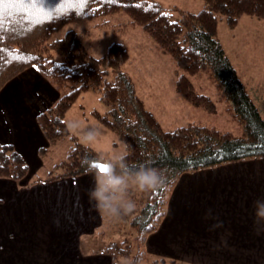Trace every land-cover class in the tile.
Here are the masks:
<instances>
[{"label":"trees","instance_id":"obj_1","mask_svg":"<svg viewBox=\"0 0 264 264\" xmlns=\"http://www.w3.org/2000/svg\"><path fill=\"white\" fill-rule=\"evenodd\" d=\"M203 4L199 12L183 11L175 20L154 0L0 2V92L26 70L37 69L59 94L57 101L37 117L39 128L49 147L67 138L72 141L66 158L41 181L86 175L95 171L92 163L101 162L99 153L72 135L66 122L69 110L89 91L97 92L106 107L104 114L94 111V117L120 138L128 160L148 162L160 171L159 185L130 190L135 208L122 216V227L112 231L115 238L98 252L92 251L107 255L111 264H176L174 260L151 257L144 245L164 218L169 195L179 178L225 164L264 159L261 108L240 79L218 35L221 19L229 28H235L246 16L264 20V0H203ZM120 16L127 17L132 27L141 28L159 51L170 56L178 70L176 88L183 100L214 114L217 106L213 99L196 89L195 82L203 81L205 75L244 136L237 138L229 131L199 122L164 129L123 70L130 54L122 43L114 41L103 56L94 57L79 32L69 30L62 38L53 39L70 24L102 19L98 27L118 26L110 21L117 18L119 23ZM121 26L125 30L126 24ZM109 71L114 75L111 80L107 78ZM47 150L42 149L41 154ZM29 174L23 156L13 146L0 144V179L23 181ZM116 234L124 237L118 240Z\"/></svg>","mask_w":264,"mask_h":264},{"label":"crops","instance_id":"obj_2","mask_svg":"<svg viewBox=\"0 0 264 264\" xmlns=\"http://www.w3.org/2000/svg\"><path fill=\"white\" fill-rule=\"evenodd\" d=\"M203 6L201 0L199 10ZM153 48L162 53L155 44ZM251 60L244 73L250 86L232 64L256 104L263 107L264 117V97L258 94L264 92L260 90L264 89V74H258L262 61ZM58 97L57 90L35 68L0 92V144L13 146L32 172L41 161V150L51 148L37 117ZM175 100L178 103L177 94ZM157 105H163V98ZM150 110L155 115L152 107ZM161 112L158 109L159 115ZM31 171L27 181L0 179V264H111L107 255L80 248L81 237L96 233L101 225L100 214L88 196L94 172L35 185L29 178ZM257 197H264V160L186 173L170 193L166 214L148 236L144 250L153 258L176 264H264V222L258 223L254 215Z\"/></svg>","mask_w":264,"mask_h":264},{"label":"rangeland","instance_id":"obj_3","mask_svg":"<svg viewBox=\"0 0 264 264\" xmlns=\"http://www.w3.org/2000/svg\"><path fill=\"white\" fill-rule=\"evenodd\" d=\"M158 1L165 9L173 14L175 20L180 18L183 11L189 10L187 12L191 11V13H197L201 10L198 8L201 0ZM169 4L177 5L178 7L169 6ZM119 18H121L119 23L117 18L111 19L110 23L114 25L118 24L120 27L105 25L101 28L97 26L99 20L81 25L70 24L55 33L53 39L62 38L69 30L79 32L83 36L84 46L87 48L88 53L94 57L103 56L112 42L122 43L130 54V60L123 66V70L132 78L137 95L144 101L148 110L152 107L153 112L158 117L157 120L164 129L172 130L179 126L194 123L195 121L204 125L216 127L222 131H229L237 138H242L244 136L243 130L230 118L225 110L224 102L211 85H209L210 83L205 75L202 77L203 81L195 82V84H197L196 89L199 92L206 93L213 99L217 106V111L214 114L204 112L183 100L177 92L175 84V79L177 81L178 78V70L170 56L155 51L152 39L145 34L141 28L132 27L127 17L120 16ZM101 20L99 22H101ZM122 24H126V26H124L125 30L122 28ZM119 28H121V30H119ZM218 35L224 44L225 51L229 54L233 64L239 70L240 75L245 78L247 85L250 86L251 82L246 79L244 73L247 72V67H250L249 62L253 63L251 60L252 58L257 64H260L262 61L260 65L262 69L258 74H264V20L246 16L240 20L235 28H229L225 20L221 19L219 20ZM113 77V73L109 71L107 78L111 80ZM261 84L264 86V83ZM207 85H209V87L205 88ZM260 90L264 91L262 88H260ZM176 94L179 98L178 103H176L177 99L175 100ZM258 94L261 95L262 98L264 97V92L262 93L259 91ZM161 98H163V105L160 107L157 103ZM154 104L156 107L153 106ZM157 108L162 111L160 115L158 114ZM94 111L104 114L106 107L100 101V95L97 92L89 91L82 94L70 109L66 116V122L71 134L76 136L81 143L97 149L101 154V162L105 163L107 155L126 152V149L116 134L112 133L97 121L93 115ZM71 122H78L80 127L94 126L98 128L100 132L93 141L85 142L81 139L79 132L69 126ZM71 145L72 141L67 138L49 148L46 153L41 155L40 163L34 165L35 169H37L34 172L31 171L29 162L26 161L31 171V177H29L30 181H34L35 185H48V183L42 182L41 180L46 178L57 163L66 158ZM38 165H40L39 168H37ZM100 217L101 225L96 230V233L88 237L82 236L80 248L97 250L98 252L105 243L115 238L112 231H116L119 227H122V217L113 219L101 214ZM101 231L105 234L101 235ZM116 236L118 240L124 237L118 234H116Z\"/></svg>","mask_w":264,"mask_h":264},{"label":"clouds","instance_id":"obj_4","mask_svg":"<svg viewBox=\"0 0 264 264\" xmlns=\"http://www.w3.org/2000/svg\"><path fill=\"white\" fill-rule=\"evenodd\" d=\"M79 132L85 142L93 141L100 130L94 126L80 127L78 122L69 125ZM127 152H119L109 157L104 170L95 168L94 183L88 190L89 200L101 215L113 219L122 217L135 208V201L130 198V190H148L161 183L160 171L148 162L133 163L128 160ZM255 220L264 222V197L253 201ZM217 224L222 221H217Z\"/></svg>","mask_w":264,"mask_h":264},{"label":"snow or ice","instance_id":"obj_5","mask_svg":"<svg viewBox=\"0 0 264 264\" xmlns=\"http://www.w3.org/2000/svg\"><path fill=\"white\" fill-rule=\"evenodd\" d=\"M0 2H2V0H0ZM97 166L100 168V170H104V168L106 167V165H104L103 163H100Z\"/></svg>","mask_w":264,"mask_h":264},{"label":"water","instance_id":"obj_6","mask_svg":"<svg viewBox=\"0 0 264 264\" xmlns=\"http://www.w3.org/2000/svg\"><path fill=\"white\" fill-rule=\"evenodd\" d=\"M100 163H104V162H100V161H98V162H94V163H92L91 165H94V166H95V168H98V166H97V165H98V164H100ZM92 168H93V167H92ZM95 168H94V169H95Z\"/></svg>","mask_w":264,"mask_h":264}]
</instances>
